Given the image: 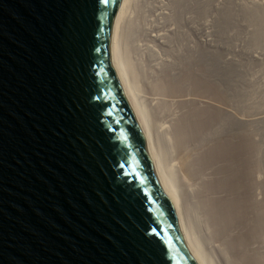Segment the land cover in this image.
<instances>
[{
  "label": "water",
  "instance_id": "1",
  "mask_svg": "<svg viewBox=\"0 0 264 264\" xmlns=\"http://www.w3.org/2000/svg\"><path fill=\"white\" fill-rule=\"evenodd\" d=\"M121 0H0V264H197L111 64Z\"/></svg>",
  "mask_w": 264,
  "mask_h": 264
},
{
  "label": "bare ground",
  "instance_id": "2",
  "mask_svg": "<svg viewBox=\"0 0 264 264\" xmlns=\"http://www.w3.org/2000/svg\"><path fill=\"white\" fill-rule=\"evenodd\" d=\"M248 4L238 7L251 19L250 41L263 44L264 0ZM221 5L121 0L111 64L195 262L264 264V158L259 139L235 135V68L220 61Z\"/></svg>",
  "mask_w": 264,
  "mask_h": 264
},
{
  "label": "rangeland",
  "instance_id": "3",
  "mask_svg": "<svg viewBox=\"0 0 264 264\" xmlns=\"http://www.w3.org/2000/svg\"><path fill=\"white\" fill-rule=\"evenodd\" d=\"M222 1L217 0L219 5L222 4L224 6V8L222 7V5H221L222 8L220 7L219 18L221 22L218 21L220 22L218 24L219 42H220L219 44H220V51H221L220 61L223 64L226 62L228 63V61H230L228 64H230L231 66L234 64L233 68H235L234 69L235 70L234 71L235 73V78H234L235 79V121H236L235 122L236 124L235 125V132H236L235 135H238L241 133L243 134L244 132L243 135H245L246 137L251 136L252 139H254L255 141L259 139L258 144L263 146V148L260 146V150H262L261 158L263 159L264 154L262 157V153H264V150H263L264 149V122H263L264 121V103H263L264 102V97H263L264 96L263 95L264 93V89H263L264 70L263 69L264 68L261 63L264 59V48H263L264 42L263 44L262 43L260 44L257 42L258 45H256L255 43H252L253 42L252 34H251L252 22L250 18H246L248 17V14L247 12L244 11V8H245L244 6L249 5L250 3L248 4V2L252 0H231V1L222 0ZM226 1H229V2L227 3ZM232 1H233L232 4L235 5L236 3L235 6L232 5L233 8L231 7ZM225 3L227 6L230 4V6L226 7ZM241 4L242 5L244 4L243 8L241 7L243 10L239 8ZM229 8L231 9V12ZM225 9L227 11H225ZM247 19H250V20H247ZM247 32L249 33L247 34ZM250 39H252L251 40L252 42L250 41ZM248 42L251 44V47L249 46L250 44H248ZM259 60H260V63H259ZM256 63L257 64L259 63V64L257 65ZM259 65L261 67H259ZM260 91H262L263 93ZM260 117L263 118V121H262V118L261 120H258V118L260 119ZM236 118H238L237 119L238 122ZM255 118H256V121L252 122L253 125L252 123L248 124L249 127L247 125L248 129L250 128L248 130L247 127L245 126L247 123L245 124L242 121L243 120L251 121V120H255ZM240 119H243V120L239 121ZM240 124H243V125L240 127ZM245 127H246L245 129L246 131L244 130ZM245 132L251 135L248 134L247 136ZM251 137H248V141L250 142H252V139L250 140Z\"/></svg>",
  "mask_w": 264,
  "mask_h": 264
},
{
  "label": "snow or ice",
  "instance_id": "4",
  "mask_svg": "<svg viewBox=\"0 0 264 264\" xmlns=\"http://www.w3.org/2000/svg\"><path fill=\"white\" fill-rule=\"evenodd\" d=\"M105 2H107V0H105Z\"/></svg>",
  "mask_w": 264,
  "mask_h": 264
}]
</instances>
